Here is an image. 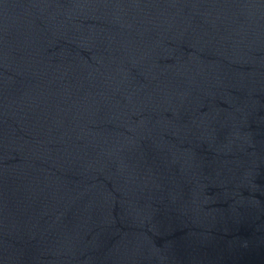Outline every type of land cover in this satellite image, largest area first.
I'll return each instance as SVG.
<instances>
[{"label":"water","instance_id":"water-1","mask_svg":"<svg viewBox=\"0 0 264 264\" xmlns=\"http://www.w3.org/2000/svg\"><path fill=\"white\" fill-rule=\"evenodd\" d=\"M0 264H264V0H0Z\"/></svg>","mask_w":264,"mask_h":264}]
</instances>
